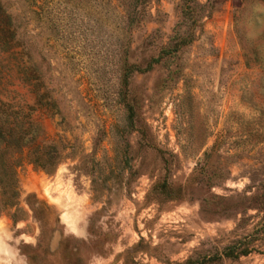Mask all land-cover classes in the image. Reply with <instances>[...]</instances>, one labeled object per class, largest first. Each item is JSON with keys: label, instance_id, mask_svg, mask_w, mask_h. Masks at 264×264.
<instances>
[{"label": "rangeland", "instance_id": "rangeland-1", "mask_svg": "<svg viewBox=\"0 0 264 264\" xmlns=\"http://www.w3.org/2000/svg\"><path fill=\"white\" fill-rule=\"evenodd\" d=\"M144 1L0 0V100L51 154L19 156L0 264H264V235L222 254L255 211L208 208L264 189V0Z\"/></svg>", "mask_w": 264, "mask_h": 264}, {"label": "trees", "instance_id": "trees-1", "mask_svg": "<svg viewBox=\"0 0 264 264\" xmlns=\"http://www.w3.org/2000/svg\"><path fill=\"white\" fill-rule=\"evenodd\" d=\"M144 0H124L123 8L120 13L123 15V23L139 24L145 15ZM117 8L120 5H116ZM7 49V48H6ZM24 67H20L21 80L26 84H31L30 75ZM19 116L18 112L13 111V108L0 100V175L5 178L3 185V196L5 199L0 205V213L11 210L15 207L17 199V181L16 169L20 165L19 156L25 149H29L28 160L37 167L45 169V162L51 158L49 146H40L35 144L34 129L37 128L29 117ZM246 193V192H245ZM243 194V200L235 205H232L228 199L224 197H216L208 206L213 216L227 217L241 215V223L251 219L247 215L249 210L255 211V216L259 220L255 223L251 233L243 238L235 240L231 245L223 250V255L226 258L238 259L242 256L249 255L254 249L256 237L264 235V189L262 192L251 193V195ZM203 207H201V212ZM214 217V218H215ZM239 221V222H240ZM199 264V258L187 259L182 264Z\"/></svg>", "mask_w": 264, "mask_h": 264}]
</instances>
